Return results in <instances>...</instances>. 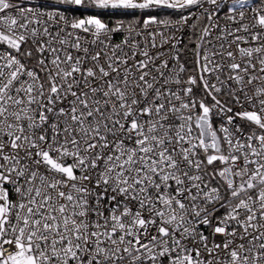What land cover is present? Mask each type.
Segmentation results:
<instances>
[{"label":"snow or ice","instance_id":"snow-or-ice-1","mask_svg":"<svg viewBox=\"0 0 264 264\" xmlns=\"http://www.w3.org/2000/svg\"><path fill=\"white\" fill-rule=\"evenodd\" d=\"M0 264H264V0H0Z\"/></svg>","mask_w":264,"mask_h":264}]
</instances>
